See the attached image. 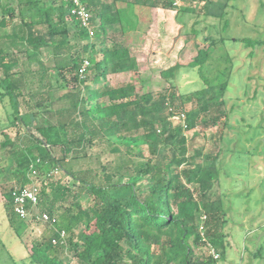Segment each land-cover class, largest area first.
Listing matches in <instances>:
<instances>
[{
    "label": "trees",
    "instance_id": "obj_1",
    "mask_svg": "<svg viewBox=\"0 0 264 264\" xmlns=\"http://www.w3.org/2000/svg\"><path fill=\"white\" fill-rule=\"evenodd\" d=\"M147 1L125 0L134 6ZM195 1L175 7V0H153L150 6L176 10L177 20L186 29L193 18L190 29L197 35L206 27L197 28L202 21L224 19L233 0H198L201 6ZM84 2L93 14L96 34L92 39L70 17L71 5L63 0L0 1V101L6 116L1 127L22 123L39 134L24 139L3 132L1 147L9 149L0 161V175L6 171L5 181L13 183L4 190L10 204L4 210L9 225L20 233L25 219L14 210L13 190L30 185V173L35 168L37 179H41L37 207L49 215L50 222L59 225L44 241L33 243L30 257L35 264H68L58 253L68 247L79 264H218L226 257L229 237L225 231L227 213L219 196L220 153L205 154L202 148L191 154L185 130H193L198 124L215 125L223 115L227 122L224 96L232 61L216 81L205 79L195 89L188 88L187 82L184 92L178 94H141L135 82L109 85L105 83L109 73L138 66L126 38L107 40L109 29L125 20L124 10L120 0ZM213 5L219 10H213ZM70 21L83 44L70 42ZM122 33L127 35V31ZM205 40L208 47L200 48L186 66H170L162 75L176 82L187 79V73L194 74L193 69L204 77L207 66L213 64L212 47L223 38L207 35ZM241 41L247 42L248 48L264 45V39ZM86 58L91 64L82 77L80 70ZM36 62L39 69L33 68ZM51 70L58 71L66 87L56 99H52ZM31 77L40 85L27 96ZM101 82L102 86H95ZM36 96L41 97L34 104L32 98ZM177 99L182 104L191 103V108L177 110ZM96 143H108L116 154L112 171L102 164L100 177L91 168L75 171L66 164L69 155ZM142 145H147V150ZM51 147L59 148L61 155L55 156ZM2 166H6L4 171ZM51 167L63 168L79 183L78 188L72 190L53 179L55 168L49 170ZM85 192L94 198L89 207L80 203ZM203 213L207 216L205 235L218 251V259L210 254L199 256L195 249L203 244L199 230ZM77 227L82 228L75 236ZM61 230L71 232L72 237L67 236L65 244H54ZM262 250L255 251L254 257L264 264Z\"/></svg>",
    "mask_w": 264,
    "mask_h": 264
},
{
    "label": "rangeland",
    "instance_id": "obj_2",
    "mask_svg": "<svg viewBox=\"0 0 264 264\" xmlns=\"http://www.w3.org/2000/svg\"><path fill=\"white\" fill-rule=\"evenodd\" d=\"M108 1L113 3V0ZM138 1L143 3V0ZM175 1V7H179L182 4H189L191 0ZM196 1L198 3V0ZM152 2L153 0H148L144 5L134 6L120 0L125 20L122 24L109 29L107 40L126 38L125 42L131 45L133 53L137 56L138 66L134 70L109 73L105 83L117 85L135 82L137 91L141 94L155 92L157 96L158 92L168 94L170 91L178 94L184 92V85L187 82H190L188 88L195 89L197 84L200 86L205 79L210 82L216 81L230 65L229 60L232 61L230 83L224 96L227 104V122L223 115L217 124H198L193 130H185V135L189 141L191 154L202 148L205 154L220 153L219 196L227 213L228 224L225 231L229 233V237L226 241V257L218 264H261L262 260L254 257V252L262 247L264 253V45L248 48L247 42L241 41V38L264 39V0L231 1L226 10V17L215 22L211 19L202 21L197 28L203 29L205 25L206 27L197 35L190 29L194 23L193 18L186 29L177 20L176 10L152 7L150 6ZM212 9L219 10L216 5H213ZM1 17L0 10V19ZM69 24L70 42L83 44L75 24L72 21ZM122 31H127V35L125 36ZM207 35L214 39L223 38V41L212 47L213 64L207 66L208 73L204 77H200L193 69L191 71L194 74L187 73V79H177L176 82L162 75V71L170 66L176 64L186 66L200 48L208 47L209 42L205 40ZM43 60L47 62L46 56H43ZM47 65H51V62H47ZM19 67L16 66L15 69ZM40 67L37 62L33 64L34 69ZM50 74L54 85L52 99H56L66 87L57 70H51ZM103 83L95 86H102ZM28 84L25 91L27 96L29 91L39 87L40 82L36 77H31ZM40 97H33V103L36 104L37 98ZM176 104L179 105L177 110L183 111H188L192 105L189 102L182 104L179 99L176 100ZM22 110L25 112L24 107ZM3 122H6V116L0 101V161H3L9 149V146L1 147L5 137L3 132H7L13 138L16 135L24 139L30 134L39 136L38 132L29 130L22 123L3 128L1 127L5 124ZM51 148L55 156L61 155L59 148ZM142 148L147 150V145H142ZM78 151L69 155L66 161V164H71L73 170L91 168L98 171L102 177L101 169L104 164L112 171L116 154L111 152L108 143L86 145L85 149L79 148ZM1 168L4 171L6 166ZM53 168L55 167L49 170ZM58 168L59 171L53 174V179L72 190L77 189L79 183L75 182L63 168ZM5 175L6 171L0 175V264H35L30 257L33 243L44 241L59 228V225L57 222H50L51 219H40L41 213L37 207L21 222L22 227L18 234L9 225L5 216L4 210L10 207V204L4 197V190L5 186L13 184L11 181H5ZM38 180L41 182V179ZM93 202L94 198L89 192H85L80 198V203L84 207L91 206ZM81 228H75L73 231L75 236L79 234ZM68 236L72 237L71 232H68ZM195 249L199 256L208 255L202 245L195 246ZM58 253L68 264H79L72 248L59 249Z\"/></svg>",
    "mask_w": 264,
    "mask_h": 264
},
{
    "label": "built area",
    "instance_id": "obj_3",
    "mask_svg": "<svg viewBox=\"0 0 264 264\" xmlns=\"http://www.w3.org/2000/svg\"><path fill=\"white\" fill-rule=\"evenodd\" d=\"M67 4H70V10L69 15L70 17L75 18L82 29L86 30L89 34V39L94 38L96 34V30L93 26V14L92 11L89 9L88 5L84 2V0H63ZM91 62L89 59H85L82 67H81V76L84 77V73L86 69L90 66ZM184 116V114H182ZM59 171V168H55L52 170V174H55ZM38 171L35 168H32L30 177L32 178V182L30 185L22 186V187H16L13 190V206L14 210L17 213V215L21 219H27L31 212L37 208L38 204V192L40 190V182L37 179ZM42 220H49L50 217L46 213H41L39 216ZM207 219L206 214H202L200 217V226L199 230L202 235V247L204 250L207 251L208 254L212 255L215 259L219 258V253L216 250V248L208 243L206 235H205V221ZM59 238L55 237L53 239L54 244H65L66 238L68 236L66 230L59 231ZM206 242V243H204Z\"/></svg>",
    "mask_w": 264,
    "mask_h": 264
},
{
    "label": "crops",
    "instance_id": "obj_4",
    "mask_svg": "<svg viewBox=\"0 0 264 264\" xmlns=\"http://www.w3.org/2000/svg\"><path fill=\"white\" fill-rule=\"evenodd\" d=\"M77 28V27H76ZM77 30V29H76Z\"/></svg>",
    "mask_w": 264,
    "mask_h": 264
}]
</instances>
